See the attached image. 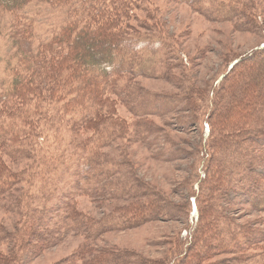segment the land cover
Here are the masks:
<instances>
[{
    "label": "rangeland",
    "instance_id": "rangeland-1",
    "mask_svg": "<svg viewBox=\"0 0 264 264\" xmlns=\"http://www.w3.org/2000/svg\"><path fill=\"white\" fill-rule=\"evenodd\" d=\"M229 2L247 10L255 18L248 19L256 20L257 27L239 30L238 21L221 20L220 7ZM194 6L181 0H140L131 9L127 32L138 42V53L134 55L137 61L120 78V95L108 92L109 103L100 109L98 118L95 114L93 118L92 110L85 105L63 109L68 98L47 103L43 94V99L35 96L28 101L23 111L29 115L27 130L31 132L27 134L29 138L18 143L23 152L12 158L7 147L0 146V178L16 180L7 193L0 195L3 255H16L18 264H66L68 260L73 264H93L99 254L132 252L134 262L146 259L168 264L186 247L185 232L191 228L190 199L196 196L195 185L208 163L214 166L210 145L218 134L212 130V137L207 139L205 124L210 120L219 80L234 60L242 61L238 69L258 62L260 56H247L264 46V0H197ZM68 22L67 8L46 2H32L13 14L0 13V93L11 85L13 70L22 55L36 53ZM26 31H30L29 39L23 37ZM158 38L169 48L166 58L142 48L144 43L152 46ZM125 62L127 66L129 61ZM191 89L198 94L193 93L190 101L185 95ZM90 116L96 129L82 124ZM101 117L103 120H99ZM111 131L118 134L117 139L109 146H101L102 134ZM93 151L108 163L107 169L114 175L111 180L117 185L113 188H119L120 194L113 197L109 193L102 198L82 190L76 192L74 210L88 218L90 229L70 231L69 222L60 220L59 233L49 246L40 252L23 251L18 236L22 235L26 218L36 210L34 216L42 224L39 231L45 235L55 233L52 225L57 217L47 223L49 216L38 210L47 207L64 217L67 211L55 212L58 197L52 191L60 174L65 183L75 180L71 178L74 169L70 170L69 162L59 171L54 163L55 169L48 175L41 164L61 154L64 159L86 160ZM253 151L257 158H264L256 148ZM257 170L264 179V162ZM261 185L264 187V183ZM126 190L131 192L124 194ZM137 190L142 193L138 197L134 195ZM144 194L153 198H142ZM156 195L170 206L163 203L156 213L148 212L150 220L136 218L134 209L141 203H152ZM239 196L229 194L233 205L232 211L225 214L230 220L227 225L250 230L245 236L256 231L264 234V211L256 210L247 198ZM259 196L260 193L252 195L250 200L256 202ZM97 228L99 232L95 233ZM5 232L10 237L5 238ZM257 243L245 256L262 262L264 235ZM231 258L219 255L210 263Z\"/></svg>",
    "mask_w": 264,
    "mask_h": 264
},
{
    "label": "trees",
    "instance_id": "trees-1",
    "mask_svg": "<svg viewBox=\"0 0 264 264\" xmlns=\"http://www.w3.org/2000/svg\"><path fill=\"white\" fill-rule=\"evenodd\" d=\"M139 1L0 0L2 14L19 12L32 2H46L51 6L67 8L69 15V22L50 42L42 44L36 53L22 55L18 67L13 70L11 85L0 93V108L2 107L0 146L7 147L9 156L14 158L21 154L23 148L18 146V143L29 138L27 135L31 132L27 130V126L30 125L27 124L29 115L23 110L27 108L31 98L37 96L38 99H43L45 94L47 103L68 98V103L63 109L69 110L75 105L80 107L85 105L92 110L91 116L95 114L94 117L98 118L100 109L109 103L106 97L108 92L113 90L120 95L118 84L120 78L130 72L133 63L137 61L134 55L138 53L136 49L139 45H136L138 42L133 38V34L127 32V27L132 16L131 9ZM181 1L192 6L197 2V0ZM220 8L221 20L238 21L239 30H251L257 27L256 20L248 19L254 17L232 2ZM194 9L200 10V7ZM201 12H203L202 9ZM30 36V31L23 34L24 39H29ZM164 42L158 38L152 46L144 43L142 48L153 54L161 53L166 58L169 56V48ZM128 55L131 57L129 58ZM258 56L260 60L248 64V68L245 69H238L242 61L234 60L226 74L219 80L220 88L212 105L210 120L205 124L207 139L212 137V130L218 134L212 139L210 145L214 152L210 158L214 166L208 163V168L201 174V179L195 185L196 196L190 199L191 228L185 232L184 236L187 245L183 250L178 251L175 258L168 264H264V260L253 262L251 258L245 256L246 252H251L257 247V240L264 234L256 231L252 235L245 236L244 234H249L250 230L227 225L230 220L225 216L226 212L232 211L233 202L230 201L229 194L243 196L253 208L264 211V187L261 185L264 179L260 177L257 170V167L259 168L264 162V158H257L253 151L256 148L264 155V46L260 52L247 57L249 59ZM125 59L129 61L127 66ZM193 93L198 94L191 89L185 98L191 101ZM91 116L82 124L85 125L84 127L96 129L91 125L93 121ZM99 120H103V117ZM117 136L115 131L102 134L101 146H109L117 139ZM55 160L58 162H54ZM257 160H259L258 164H256ZM67 162L70 164V170L74 169L70 174L71 178L75 179L71 182L72 187L69 180L66 183L65 180H60V174L52 191L58 197L55 212H67L62 217L60 213L54 214L53 210L47 207L38 210V213L49 216L45 218L47 223L53 222L57 217V221L52 225L56 232L45 235L39 231L42 224L39 218L34 216L36 212L34 210L31 216L26 218L22 235L18 236L21 238L20 247L23 251L28 249L30 253L40 252L49 246L59 233L60 220L69 222L68 230L70 231L79 232L83 228L90 229L88 218L74 210L73 197L76 192L82 190L88 195L102 198L108 197L109 193H112L113 197L120 194L117 192L119 188L116 187V190L113 188L117 186L111 180L114 176L113 171L107 169V162L99 159L98 151H93L86 160L78 157L75 161L73 157L64 159V154H61L59 157L54 156L44 161L41 166L48 175L52 169H55L54 163L59 171V167L66 165ZM0 167L2 169V166ZM15 181L12 178L1 177L0 195L7 193ZM128 190L124 194L131 192ZM147 192H149L148 189H146ZM258 193H260L258 200L251 201L252 195ZM140 194L142 193L137 190L134 195L138 197ZM145 196L148 200L153 198L145 194L142 198ZM152 201V203L138 205L133 215L147 221L150 220L148 212L156 213L163 203L170 206L158 195L154 196ZM71 217L73 218L70 220ZM46 228L50 229L48 226ZM95 231V233L99 232L98 228ZM4 235L5 238L10 237L6 232ZM219 255H230L232 258L224 262L210 263L211 259ZM135 259L132 252L120 254L107 252L95 256L93 264H167L146 259H137V262H134ZM19 262L20 259L16 255L6 257L0 252V264H18ZM66 264H73V261L68 260Z\"/></svg>",
    "mask_w": 264,
    "mask_h": 264
}]
</instances>
